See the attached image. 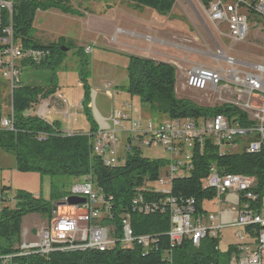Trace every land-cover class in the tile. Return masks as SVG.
<instances>
[{"label":"trees","instance_id":"trees-1","mask_svg":"<svg viewBox=\"0 0 264 264\" xmlns=\"http://www.w3.org/2000/svg\"><path fill=\"white\" fill-rule=\"evenodd\" d=\"M71 1L12 0V12L0 9V40L6 37L5 30L12 27L14 40L22 52L28 50L50 52L41 64L25 59L21 62V67L31 65L57 71L64 64L67 52H62V48L70 52L72 45L66 44L65 39L50 44L37 40L34 22L39 11L56 9L64 14H79L72 7ZM122 1L136 10L148 8L161 15L170 14L176 4V0ZM82 52L80 49L77 54ZM83 70L85 71V68ZM128 73L129 83L123 91L131 98H138L141 105L149 106L156 115L166 116L168 120H204L219 114L237 120L246 118L239 110L228 105L209 108L179 98L176 94V70L170 64L131 56ZM81 84L87 92L82 107L91 125L89 134L68 132L63 134L58 122L49 123L34 116L37 107L44 101L55 102L56 88H32L20 82L10 95V110L13 109L16 132L0 131V149L15 157L16 170L20 173L67 177L76 183L91 182L95 191L111 208L112 221L104 220L102 223L104 226L113 224L116 229L115 236L120 239L123 235L121 219L129 213L134 236H149L153 243L148 250L135 242L130 247L119 243L106 252L53 251L50 254L34 253L21 256L20 249L17 250L16 247L22 245L23 219L29 215H39L51 220L57 204L69 197L70 192L53 190L49 199H44L38 194L25 191L15 193L11 187H3L1 191H10L14 200L11 205H5L0 213V264H229L233 247L228 245L225 250L220 248L224 237L222 233L217 238L204 239L198 248L187 240L181 246H174L175 249H172L169 237L170 210L163 212L159 210L160 206L154 207V204L159 202L161 194L149 193L147 190L146 193L143 192L146 202L150 203L152 208L148 214L145 210L139 213L137 207L133 205L136 190L145 187L151 191L156 189L160 177L169 166L168 156L165 153L162 158L145 157L144 150L153 148L142 146L136 138H129L126 146L131 151L127 152L125 158H122L115 168L105 166L93 152L98 125L87 108L91 102V87L86 80ZM0 114H3L1 102ZM40 138L42 141H39ZM213 164L222 174L256 177L258 181L256 191L258 193L264 191V152L247 154L242 151L220 156L212 142L207 140L204 153L196 154L193 158L192 171L188 172L189 174H178L172 181L170 196L176 198L182 205L194 201L198 214L211 213L207 212L206 204H213L216 192L205 189L204 186ZM56 201L60 202L55 203ZM39 233L40 231L38 235Z\"/></svg>","mask_w":264,"mask_h":264},{"label":"built area","instance_id":"built-area-1","mask_svg":"<svg viewBox=\"0 0 264 264\" xmlns=\"http://www.w3.org/2000/svg\"><path fill=\"white\" fill-rule=\"evenodd\" d=\"M201 1L209 21L218 31L222 25H226L228 37L234 44L245 43L252 30H259L260 39L264 42V0ZM0 9L12 12V0H0ZM254 18L257 20L254 21ZM5 35L0 40V76L8 84L12 94L21 82V62L29 59L39 65L50 52H22L14 40L12 27L5 30ZM229 53L230 50L226 53L219 51L214 55L216 64L213 67L193 66L188 69L185 84L191 90L205 93L218 106L228 105L239 110L246 116L245 120L219 114L204 120L154 122L151 119H133L131 113L135 109L131 103H126L124 111L120 110L113 116L111 127L104 126L106 128L96 132L93 152L105 166L115 168L120 162L122 135L128 139L136 138L144 147L162 149L168 156L169 166L160 177L155 190L151 191L146 187L136 190L133 205L139 213L145 210L148 214L152 208L146 202L143 192L146 193L147 190L149 193L161 194L154 207L160 206L159 210L163 212L170 210L169 237L172 249L187 240L198 248L204 239L217 238L228 229L233 232V250L229 264H264V231H259V224H264V191H256V177L222 174L213 164L204 187L216 192V215L198 214L194 201L182 205L170 196L172 181L178 174L192 171L193 158L196 154L204 153L207 140L212 142L220 156L242 151L247 154L264 152V63L247 66L229 56ZM237 66L245 70H239ZM58 100L62 101V96H58ZM51 108L50 101L44 102L37 107L34 116L47 121ZM64 119L70 121L71 114L66 112ZM0 126H3V132H16L13 109L7 114H0ZM68 131H63V134ZM128 151H131L130 148L125 146L124 153L127 154ZM69 198L85 200L84 204L73 206L74 211H78V216L65 217L58 205L59 211L56 210L48 225L40 231L38 241L31 243L26 240L22 243L21 256L50 254L53 251L106 252L119 243L132 246L137 242L146 250L152 245L151 237L134 236L129 213L121 219L123 235L120 239L115 236V228L110 229L102 224L104 220H112L111 208L95 191L91 182L74 184L69 197L64 200L66 204ZM13 200L10 191H0V213Z\"/></svg>","mask_w":264,"mask_h":264},{"label":"rangeland","instance_id":"rangeland-1","mask_svg":"<svg viewBox=\"0 0 264 264\" xmlns=\"http://www.w3.org/2000/svg\"><path fill=\"white\" fill-rule=\"evenodd\" d=\"M71 4L79 14H64L56 9L39 11L34 22L37 40L50 44L65 39L66 44L72 45L70 52L67 49L64 64L57 71L28 65L22 67L21 76L24 86L44 89L55 87L56 100L59 96L57 93H62L60 96L64 109L59 108L61 103L51 101L52 107L56 105L58 108L50 109L47 122H58L63 131H75L73 133L80 135L86 133L89 128L82 107L87 92L86 89L79 87L85 80L91 87V102L87 108L97 123L99 122L91 108L92 88L97 91L113 88L121 90L118 95H114V99L100 93L97 95L96 105L104 117L110 116L112 108L119 107L127 100L132 102L137 112L140 111L138 119H151L154 122L168 120L166 116L156 115L149 106L141 105L139 100L130 98L123 91L129 83L128 67L131 56H145L175 65L177 96L209 108L218 106L217 102L208 99L203 92L186 87L188 69L193 66L213 67L216 64L213 56L219 51L226 53L229 50V56L241 64L255 66L264 63V42L260 39L259 30H252L245 43L234 44L228 37L226 25H222L218 31L209 21L201 0H176L173 11L167 15H161L148 8L136 10L122 0H72ZM255 20L257 18H254ZM80 49L84 54L83 52L77 54ZM237 68L245 70L240 66ZM10 95L8 84L0 76V102L3 114L10 111ZM70 108L73 115L71 120L67 121L64 119V111ZM111 123L113 124L112 119ZM119 149L124 159L126 155L123 150L124 142ZM143 154L145 157L155 159L165 156L162 149H147ZM74 184L76 181L67 177L20 173L16 170L15 157L0 149V191L3 187H11L15 193L25 191L49 199L53 190L70 192ZM53 187L55 189H52ZM64 200L55 202L61 203L57 204L60 206L61 214L65 217L78 216V211H74L73 206L79 204L71 205L69 202L66 204ZM206 208L213 211L216 206L206 204ZM48 223L49 220L39 215L25 217L22 224V243L26 240H30L31 243L38 241L36 231H41ZM108 228L112 229L115 226L110 224ZM223 236L220 248L225 250L233 241L232 231L227 229ZM21 246L18 245L16 249L19 250Z\"/></svg>","mask_w":264,"mask_h":264},{"label":"crops","instance_id":"crops-1","mask_svg":"<svg viewBox=\"0 0 264 264\" xmlns=\"http://www.w3.org/2000/svg\"><path fill=\"white\" fill-rule=\"evenodd\" d=\"M173 11V10H172ZM134 35H137V34H134ZM138 57H142V58H144L145 56H138ZM146 59H150L149 57H145ZM151 60H154V59H151ZM154 61H157V60H154ZM159 62V61H158ZM163 63H167V62H163ZM167 64H170L171 65V63H167ZM173 66V65H172ZM174 67V66H173ZM175 70L177 71V69L175 68ZM79 87H81L82 88V85H81V83L79 84ZM114 89V90H113ZM112 90H108V89H106V90H100V91H97V90H95L94 88H92V92H93V103H92V105H91V108L93 109V111H94V113H95V118H96V120L99 122V123H97L96 121V123H97V125H98V130L99 129H102V128H106V127H104V126H112V123H111V119L113 118V115H115L116 114V112H118V111H120V110H122V111H124V105L126 104V103H131L132 104V102L131 101H125L122 105H120L119 107H115V108H112V110H111V115L110 116H108V117H104V116H102L101 115V113H100V111H99V109H98V107H97V105H96V101H95V99H96V97H97V95L100 93V94H102V95H107L109 98H111V99H114L113 97H114V95H118L119 94V92L121 91V90H118V89H115V88H113ZM115 91V92H114ZM176 92H177V85H176ZM60 94H62V93H57V95H59L60 96ZM54 97H56V96H54ZM130 97V96H129ZM119 98V97H118ZM131 98V97H130ZM55 99V98H54ZM133 99V98H132ZM136 100H139L138 98H136ZM54 101H56V102H59V103H61V107H59V108H63L64 109V104L61 102V101H59V100H54ZM51 102V101H50ZM119 104H120V102H119ZM133 106V105H132ZM53 108H58L56 105L53 107ZM136 108V107H135ZM134 108V109H135ZM72 108H70V109H66L65 111H64V114L66 113V112H69L70 114H71V117H72V110H71ZM74 114H77V113H74ZM139 115H141L140 114V111L139 112H137V108L135 109V111L134 112H132L131 113V116H132V118L133 119H138L139 118ZM145 120H147V119H145ZM87 122H88V120H87ZM107 122V123H106ZM49 123H52V122H49ZM88 124H89V128H88V130L86 131V133H83V134H89L90 133V131H91V125H90V123L88 122ZM68 125H70V123L68 124ZM62 131H63V128H60ZM68 131V130H67ZM69 132V134L70 133H73V132H75V131H73V132H70V130L68 131ZM121 145L120 146H122V142H124V149L123 150H125V146H126V141L128 140V138H127V136H125V135H122L121 136ZM122 148V147H121ZM122 159V157H121V155H120V160ZM212 205H214V206H216V204H215V201H213V204ZM207 212H211V213H209V214H215L216 215V213L218 212V208H217V206H216V209H214L213 211H208L207 210ZM227 231V230H226ZM225 232V231H224ZM224 232H222V235H223V233ZM36 233H37V236H38V232L36 231ZM232 234H233V232H232ZM232 238H233V235H232ZM229 245L230 246H232V242H230L229 243Z\"/></svg>","mask_w":264,"mask_h":264},{"label":"water","instance_id":"water-1","mask_svg":"<svg viewBox=\"0 0 264 264\" xmlns=\"http://www.w3.org/2000/svg\"><path fill=\"white\" fill-rule=\"evenodd\" d=\"M62 52H67V49L66 48H62ZM69 203L71 205H74V204H84L85 203V200L84 199H78V198H71L69 200ZM57 208L54 209V211H56Z\"/></svg>","mask_w":264,"mask_h":264},{"label":"bare ground","instance_id":"bare-ground-1","mask_svg":"<svg viewBox=\"0 0 264 264\" xmlns=\"http://www.w3.org/2000/svg\"><path fill=\"white\" fill-rule=\"evenodd\" d=\"M176 47V46H175ZM0 131L3 132V126H0ZM39 141H42L41 138L39 139ZM259 231H264V224H259ZM127 247H130V245H126ZM175 249V248H174ZM171 254V253H170ZM171 259V258H169ZM171 261V260H170ZM171 264V263H170Z\"/></svg>","mask_w":264,"mask_h":264}]
</instances>
